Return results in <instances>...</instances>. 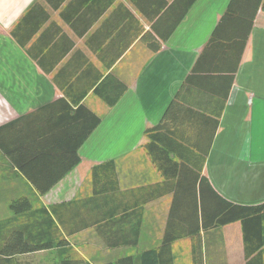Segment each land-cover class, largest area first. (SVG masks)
<instances>
[{"label":"crops","instance_id":"obj_1","mask_svg":"<svg viewBox=\"0 0 264 264\" xmlns=\"http://www.w3.org/2000/svg\"><path fill=\"white\" fill-rule=\"evenodd\" d=\"M174 1L0 0V142L5 139L0 212H10L0 222L15 218L10 203L22 196L31 198L34 208L48 210L80 201L87 219H107L68 238L81 259L115 264L131 258L145 264L143 254L164 240L174 201V193L164 194V177L144 149L145 131L160 123L190 75L192 109L220 117L202 172L211 185L207 192L215 190L237 205L264 202V12L257 15L237 70L193 73L230 0H197L165 41L171 24L166 2ZM211 58L204 62L215 65ZM246 90L256 102L249 125L240 130L246 135L236 145L231 133L239 127L222 124L232 93L242 101ZM96 117L99 125L78 147L80 134L92 130ZM188 128V146L206 148L209 130L199 145L198 127ZM110 162L126 195L95 197L92 171ZM18 163L30 164L34 179L57 182L42 195ZM191 196L181 200L180 213L189 209ZM135 203H144L137 208L142 210L138 245L110 248L111 242L135 239V218L111 219L119 206L135 211ZM201 235L203 264H247L242 222ZM172 251L173 264H195L191 238L175 241ZM47 252L51 264H64L68 257L61 250Z\"/></svg>","mask_w":264,"mask_h":264},{"label":"trees","instance_id":"obj_2","mask_svg":"<svg viewBox=\"0 0 264 264\" xmlns=\"http://www.w3.org/2000/svg\"><path fill=\"white\" fill-rule=\"evenodd\" d=\"M196 2L197 0H175L171 4L166 2L165 17L171 24L164 37L165 41L169 39ZM259 12H264V0H230L207 47L193 68V73L237 70ZM160 49L161 46H158L154 52ZM210 57L212 60H217L215 65L211 66L204 62ZM233 57H235V63L230 66ZM204 63L207 66H204ZM192 83V75H190L170 102L160 123L145 131L144 149L164 177V194L174 193V201L162 244L157 249L145 252L142 256L143 261L145 264H173V243L181 238L189 237L192 240L194 263L203 264L201 232L234 222H242L247 264H264V204L237 205L222 198L215 190L212 193L206 190L211 189V185L202 172L212 140L220 124V117L213 119L192 109L189 92ZM99 123L100 119L96 117L92 130L80 134L78 147L92 134L93 128H96ZM184 125L187 128H184ZM191 125L198 127V132L194 134L197 135L199 145L204 141L207 130L210 131L207 134L206 148L188 146L192 134L188 127ZM4 142H0L3 149ZM191 154L198 157L197 161L190 162ZM78 163L79 159L72 162L67 170H71ZM17 166L27 179L37 186L42 195L57 182L52 180L45 183L34 179L33 174H30L32 166L28 163H18ZM92 178L95 197L104 193L116 194L120 198L126 195L120 191L115 163L110 162L95 167ZM188 194L192 195L191 206L189 205V209L184 210V213H180L181 200ZM158 196L163 195L158 194ZM79 202L75 201L48 210L42 206L34 208V201L26 196L12 200L10 210L15 218L0 222V264H23L19 256L50 250H61L66 254L73 252L71 257L69 255L66 257L64 264H88L74 253L68 238L107 219L93 221L91 216L88 220ZM141 204L144 203H135L132 208L136 209L132 212L129 211L131 209L129 206H119L111 214V219L116 217L112 220L114 223H122L131 217L136 219L137 224L135 239L132 242H111L108 244L110 248L138 245L142 210L137 208ZM176 219L185 222L180 224ZM115 264H133V262L131 258H122Z\"/></svg>","mask_w":264,"mask_h":264},{"label":"rangeland","instance_id":"obj_3","mask_svg":"<svg viewBox=\"0 0 264 264\" xmlns=\"http://www.w3.org/2000/svg\"><path fill=\"white\" fill-rule=\"evenodd\" d=\"M247 91V98L242 101H238L236 98V93L235 91L232 93L233 100L230 103L228 110L226 112V118L223 121L222 127L226 125H231V127L236 128L239 127V131H235L234 133H231L233 135L232 141L238 145L237 141H239V138H242L243 135H246L244 132L240 131L243 129L245 131L246 127L249 125L251 119H252V111L254 109V103L256 102L255 94L252 91ZM232 143V144H234ZM228 155V154H227ZM263 203L259 204H254L251 206H257V205H262ZM3 206V205H1ZM7 211L2 213L0 212V219L3 218L4 215L7 213H10L8 209ZM74 253H77L75 250H73ZM69 257L73 255V252H69ZM22 263L23 264H51L53 258H51V254H49L47 251L43 252H38L36 254L32 255H26L23 256L22 258Z\"/></svg>","mask_w":264,"mask_h":264}]
</instances>
